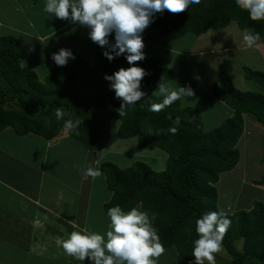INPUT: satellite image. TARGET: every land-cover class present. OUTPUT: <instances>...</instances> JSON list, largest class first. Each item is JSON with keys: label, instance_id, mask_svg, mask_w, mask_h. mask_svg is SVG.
<instances>
[{"label": "trees", "instance_id": "16d2710c", "mask_svg": "<svg viewBox=\"0 0 264 264\" xmlns=\"http://www.w3.org/2000/svg\"><path fill=\"white\" fill-rule=\"evenodd\" d=\"M232 22L240 30L260 32L264 44V21H252L234 0H202L180 13L165 10L145 30H157L162 38L175 41L187 34L197 38ZM110 41L114 42V34ZM61 48L66 47L46 51L51 58ZM91 49L92 61L70 49L75 58L62 67L52 61L40 81L30 65L21 63L18 40L0 35V132L11 128L17 135L35 134L51 140L65 129L64 120L79 119L80 126L68 130V135L86 150L97 152L111 140L110 120L118 119V138L136 136L139 148L162 150L167 160L161 171L142 161L126 168L101 162L105 186L111 192L104 211L117 204L125 211L142 205L154 217L164 247H173L181 259L192 264L193 241L198 238L195 221L205 212L221 211L216 184L220 174L234 170L240 160L237 142L244 131L243 114H251L264 126V71L242 66L244 78L257 83L261 91H241L220 66L219 83L212 86V95L232 113L217 127L204 130L198 112L181 106L180 100L159 112L150 110L151 104L163 99L155 95L158 83H167L172 74L157 56L135 62L149 73L142 81L146 95L120 117V100L104 77L129 65L124 56L109 61L98 44ZM57 108L65 113L62 120L56 119ZM171 127L177 128L175 134L167 132ZM260 161L264 163V154ZM253 184L264 186V175ZM225 213L232 221L222 246L230 256L227 264H264V203L255 199L249 209ZM236 240L242 241L240 250L234 245Z\"/></svg>", "mask_w": 264, "mask_h": 264}, {"label": "rangeland", "instance_id": "374dc122", "mask_svg": "<svg viewBox=\"0 0 264 264\" xmlns=\"http://www.w3.org/2000/svg\"><path fill=\"white\" fill-rule=\"evenodd\" d=\"M25 0H0V35H12L20 47V60L24 65H30L42 81L53 63L46 49L58 46L74 50L86 60L90 61L92 42L88 36L89 29L80 26L78 23L70 24L63 30L47 34L43 39L36 38V35L43 33L46 29L57 26L61 23L57 18L51 17L43 12L45 0H39L38 4H29ZM243 31L232 22L220 30H206L199 37L187 34L182 38L169 41L162 38L157 30H145L143 39L145 43L144 52L147 57H159L165 66L171 69V77L166 83L172 88L191 85L195 92L193 97H182L180 104L183 107L195 109L202 123L204 130H210L220 125L229 116L227 104L218 100L212 95V86L219 83L217 70L220 66L226 68L236 88L241 91H261L257 83L246 80L243 76L242 66L264 71V58L258 51L257 46L246 48L243 41ZM257 43H260L258 41ZM155 95H159L156 91ZM118 119H111L109 123L112 136L109 145L101 151L91 155V162L110 161L120 168H126L135 161L146 163L151 169L161 171L166 166L167 155L159 149L145 150L138 146L137 137L120 139L116 135L119 126ZM37 139H39L37 137ZM41 139V138H40ZM79 145V142H74ZM240 151L239 165L235 170L220 174L216 184L218 190V207L221 211L231 212L239 209H246L253 200H260L264 203V187L250 185L245 180L258 179L264 175V163L260 161L264 154V126L260 124L251 114L244 118V131L237 142ZM84 148L76 152L75 158V191L78 186V161L83 159ZM77 151V150H75ZM74 151V153H75ZM82 151V152H81ZM87 158V157H86ZM53 163V162H52ZM51 168H57L55 164ZM70 179V178H69ZM236 180V183L232 182ZM91 193L92 200L91 215L93 207L98 208L97 203L103 194L104 182L102 177L93 179ZM247 184V185H246ZM251 186V187H250ZM261 189L262 191H260ZM241 240H236L234 245L241 249ZM170 252H173V248ZM222 250L216 253V264H227L230 256ZM174 255V254H173ZM169 253L170 261L177 264V260ZM2 258V256H0Z\"/></svg>", "mask_w": 264, "mask_h": 264}, {"label": "clouds", "instance_id": "9594fccd", "mask_svg": "<svg viewBox=\"0 0 264 264\" xmlns=\"http://www.w3.org/2000/svg\"><path fill=\"white\" fill-rule=\"evenodd\" d=\"M202 0H45L43 12L52 18L69 20L89 29L90 40L104 49L103 55L112 61L124 56L127 68L121 67L113 74H105L110 82L115 98L120 100L119 116L126 115V109L134 106L146 95L142 81L148 71L135 62L146 59L143 32L155 22L157 14L165 10L171 13L184 12ZM242 10H246L252 21H264V0H234ZM114 34V42L109 37ZM261 34L253 29L243 31V41L248 48L258 46ZM70 49L61 48L51 54L56 66H65L74 59ZM163 97L161 103L150 105V110L159 112L182 97L195 95L191 85L172 88L166 83H158L157 90ZM57 120L65 113L55 110ZM178 122V121H177ZM82 123L79 119L64 120L66 130H74ZM176 127L167 132L175 134ZM85 175L102 177L99 165L88 167ZM63 199V192H59ZM109 223L106 232L92 231L87 227L72 231L61 241L65 254L81 264H158V259L167 250L162 244L154 217L142 205L125 211L119 204L110 207L106 213ZM232 224L224 211H208L195 221L198 238L193 241L192 264H216V253L222 250L223 238Z\"/></svg>", "mask_w": 264, "mask_h": 264}, {"label": "crops", "instance_id": "0c3cea01", "mask_svg": "<svg viewBox=\"0 0 264 264\" xmlns=\"http://www.w3.org/2000/svg\"><path fill=\"white\" fill-rule=\"evenodd\" d=\"M38 1L24 2L38 4ZM58 20L60 24L35 37L43 39L72 24L69 20ZM0 27H3L1 22ZM257 45L263 59L264 44ZM92 59L93 52L90 61ZM227 108L230 116L232 110ZM245 116L246 113L243 118ZM74 142L66 129L51 140L40 139L35 134L17 135L11 128L0 132V264H81L65 254L61 241L67 234L84 227L101 233L107 231L109 220L103 205L110 200L111 192L102 176L105 191L100 197L94 196L100 198L97 207L101 210L93 207L91 215L92 185L90 177L85 175L88 167H96L101 162H91L88 157L96 152L86 150L81 144L75 146ZM80 148H84L81 149L84 156L77 164L80 181L75 191V155ZM55 164L57 168H51ZM241 180L258 186L253 184L256 179L241 177ZM232 182L236 183V180L232 179ZM59 192H63V199L58 198ZM251 206L252 203L246 209ZM166 250L158 264H174L169 253L174 254V259L179 261L177 264L189 263L181 259L174 248V253Z\"/></svg>", "mask_w": 264, "mask_h": 264}, {"label": "bare ground", "instance_id": "6f19581e", "mask_svg": "<svg viewBox=\"0 0 264 264\" xmlns=\"http://www.w3.org/2000/svg\"><path fill=\"white\" fill-rule=\"evenodd\" d=\"M127 204V203H126Z\"/></svg>", "mask_w": 264, "mask_h": 264}]
</instances>
